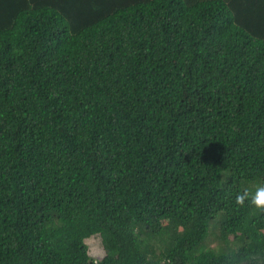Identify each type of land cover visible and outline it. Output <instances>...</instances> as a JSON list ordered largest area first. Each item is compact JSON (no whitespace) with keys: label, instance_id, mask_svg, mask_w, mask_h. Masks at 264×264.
Segmentation results:
<instances>
[{"label":"trees","instance_id":"trees-1","mask_svg":"<svg viewBox=\"0 0 264 264\" xmlns=\"http://www.w3.org/2000/svg\"><path fill=\"white\" fill-rule=\"evenodd\" d=\"M259 186L264 0H0V264H264Z\"/></svg>","mask_w":264,"mask_h":264},{"label":"clouds","instance_id":"clouds-1","mask_svg":"<svg viewBox=\"0 0 264 264\" xmlns=\"http://www.w3.org/2000/svg\"><path fill=\"white\" fill-rule=\"evenodd\" d=\"M246 195H248V193H243L238 196V199L242 201ZM252 200L255 204L264 206V186L257 187L255 193L252 194Z\"/></svg>","mask_w":264,"mask_h":264},{"label":"rangeland","instance_id":"rangeland-1","mask_svg":"<svg viewBox=\"0 0 264 264\" xmlns=\"http://www.w3.org/2000/svg\"><path fill=\"white\" fill-rule=\"evenodd\" d=\"M87 241L90 244L89 246H91V250L94 253L99 255L100 252H101V254H103L104 249H103V246H102L103 244H102V240H101L100 236H96L95 235L94 237H90ZM98 247L100 249H97Z\"/></svg>","mask_w":264,"mask_h":264}]
</instances>
